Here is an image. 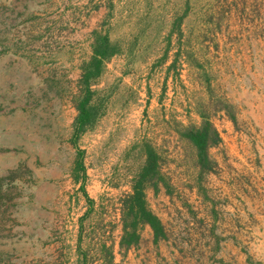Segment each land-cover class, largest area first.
I'll use <instances>...</instances> for the list:
<instances>
[{
	"label": "rangeland",
	"instance_id": "374dc122",
	"mask_svg": "<svg viewBox=\"0 0 264 264\" xmlns=\"http://www.w3.org/2000/svg\"><path fill=\"white\" fill-rule=\"evenodd\" d=\"M0 264H264V0H0Z\"/></svg>",
	"mask_w": 264,
	"mask_h": 264
},
{
	"label": "trees",
	"instance_id": "16d2710c",
	"mask_svg": "<svg viewBox=\"0 0 264 264\" xmlns=\"http://www.w3.org/2000/svg\"><path fill=\"white\" fill-rule=\"evenodd\" d=\"M81 110H83L81 108ZM207 132L202 129V128H190L188 130V135L189 137L193 140V142L196 144L197 149H198V155L200 160H203L206 156V146L208 144L207 142ZM148 221L149 223L152 225V227H156L157 225V221H156V217L154 215H152L150 212H148Z\"/></svg>",
	"mask_w": 264,
	"mask_h": 264
}]
</instances>
